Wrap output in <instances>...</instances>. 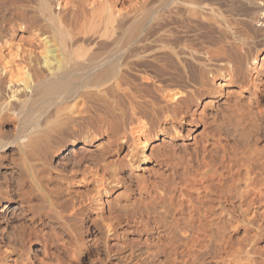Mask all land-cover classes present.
<instances>
[{
	"label": "bare ground",
	"instance_id": "obj_1",
	"mask_svg": "<svg viewBox=\"0 0 264 264\" xmlns=\"http://www.w3.org/2000/svg\"><path fill=\"white\" fill-rule=\"evenodd\" d=\"M3 8L0 264H73L76 255L79 263L103 258L101 264H154L151 258L164 251L169 259L161 256L168 259L167 264H264V0H9ZM149 61L166 65L165 73L168 69V78L163 76L164 71L160 75L165 78L162 81L160 76L155 79L143 74L147 87L149 82L153 83L156 100L144 95L141 85L130 81L129 73L139 72L141 65L150 64ZM163 79L168 81L164 83ZM147 87L143 90L147 91ZM194 99L200 103L201 112L197 116L190 112V121L202 126L201 130H194L192 136L185 135L191 141L173 144L180 133L175 123L184 121ZM89 101L105 106L113 118L109 119L107 113L103 117L104 112L100 114L98 107L101 117L96 112L93 118L98 115L94 121L102 126L91 124L93 119L85 108ZM94 106L90 105L97 111L95 103ZM10 123L11 134L6 130ZM109 130L114 150L122 151L124 156L119 163L115 159L113 164L118 166L111 171L113 165L108 169L109 162L108 166L104 162L105 148L94 143ZM175 146L183 150L177 156L182 175L170 183V189L166 185L168 193L164 187L160 190L155 180L158 186L154 187L160 194L165 191L172 203L169 205L174 203V212L187 214V221L183 218L187 223L181 219L180 225L185 226H179L184 239L176 233L175 237L166 235L179 224L178 217L172 228L167 227L171 228L168 233L160 226L161 221L156 226L158 222L153 220L156 225L143 235L142 226L138 228L136 224L149 223L148 215L162 211L155 212L158 206H154V201L159 194L150 193L152 171L148 172V168L152 162L160 165L168 157L161 153L163 150L151 152L154 148L162 147L165 151ZM104 165L110 171L106 169L108 175ZM39 166L52 167L58 174H76L83 167L103 187L108 181L129 178L126 191L134 194L132 199L137 205L131 198L130 202L138 208L131 210L127 204L131 211L126 214L125 206L122 211L137 227L124 226L120 230L119 248H114V240L99 241L102 245L98 242L100 246L93 257L91 249L103 236L93 239L98 237L97 231L95 226L91 225V229L83 223L82 210L76 207L79 201L68 205L67 202H73L66 200L68 196L64 199L62 194L64 201L58 197L64 191L52 194L59 189L53 186L57 179L52 192L40 187L43 170L40 174ZM124 168L127 173H123ZM198 168L203 170L199 178L192 173ZM49 170L42 177L46 179ZM13 174L17 183L26 182L36 190L31 194L37 202H31L26 195L30 193L29 186L24 187L27 193L23 187L20 192L24 191L30 202L18 194L20 188L15 182V186L4 182ZM132 177L135 183L130 182ZM214 177L216 183L208 182ZM190 189L196 190V194ZM89 197L86 201L90 202L93 199ZM233 197L236 204L227 208L224 203ZM163 214L158 216L165 217ZM37 222L47 223V230L29 225ZM108 222L104 229L113 234L116 228ZM163 233L180 238L183 246H170V242L160 240ZM150 237L160 241L159 245L152 242L154 247L158 245L157 249L149 245ZM34 243L43 251L37 262L32 256L38 249L33 248Z\"/></svg>",
	"mask_w": 264,
	"mask_h": 264
},
{
	"label": "rangeland",
	"instance_id": "obj_2",
	"mask_svg": "<svg viewBox=\"0 0 264 264\" xmlns=\"http://www.w3.org/2000/svg\"><path fill=\"white\" fill-rule=\"evenodd\" d=\"M7 1V2H6ZM8 1L9 0H0V11H2V12H0V16L2 17L3 16V11H4V9L5 8H3V6H5L6 5V3H8ZM11 1H14V0H11ZM16 1H21V0H16ZM4 2H5V4H4ZM4 4V5H3ZM2 9V10H1ZM2 13V14H1ZM0 17V18H1ZM148 62V61H147ZM155 61H153V63H154ZM144 63V62H143ZM149 63L150 64H146V62L143 64V65H141V67L143 68L144 67V69H143V72H142V74H141V70H142V68L141 67H139V70H140V68H141V70L138 72V70H135V71H132V72H130L129 74H130V81H131V84H132V82H133V85L134 84H137V86L139 85H141V87H142V92H143V94L144 95H147V97L148 96H152V97H154V99L156 100V96H155V92H154V90H153V83H151V82H149L150 84H148V86L150 87V88H152L151 90L149 89V87H147V81H145L144 79H143V76L144 75H146V74H148L147 76H153V77H155V79H158V77L160 76V75H163V71H164V69H166V68H163V66H165L166 67V65H163V63H155V64H151V62L149 61ZM156 64H160V65H156ZM154 66V67H153ZM160 66V67H159ZM152 67V68H151ZM162 67V68H161ZM148 68V69H147ZM158 69H159V71H158ZM163 69V70H162ZM168 69L166 70V73H165V71H164V75L163 76H165V75H168ZM138 72V73H137ZM148 72V73H147ZM144 73H146V74H144ZM152 73V74H151ZM144 74V75H143ZM156 74H157V77H156ZM163 76H160L159 77V79L162 81V78H164ZM165 78H168V76H165ZM164 78V79H165ZM164 79H163V82H164ZM143 80V81H142ZM168 81V79H166V81L165 82H167ZM145 82H146V84H145ZM164 82V83H165ZM144 84V86H146L148 89H147V91H145V89H146V87H144V86H142ZM151 85V86H150ZM138 86V87H139ZM170 87H172V86H170ZM143 88H145L144 90H143ZM153 91L154 93H149L150 91ZM147 94H146V93ZM148 94H150V95H148ZM151 94H154V95H151ZM157 95V94H156ZM159 97V96H158ZM158 100L160 101V102H162V100L160 99V97L158 98ZM157 100V101H158ZM191 101V100H190ZM189 101V102H190ZM92 102V103H91ZM94 103H95V105H97L96 107H97V111H96V109H93L92 107L94 106ZM87 104H88V102H87ZM86 104V105H87ZM171 103H169L168 104V106L169 107H171V105H170ZM90 105H92V107H90ZM103 105H101V104H98V103H96V102H94V101H89V104H88V106L87 107H85L86 108V110H87V113H88V115H90L91 117H92V119H93V122L94 123H91V121L90 120H92L90 117V120H88V121H90L89 123H91V124H95V125H98V128H99V126L101 127L102 126V124H101V122L99 123V121L98 122H95L97 119H98V115L97 116H94V118L96 119H94L93 118V115H96L98 112H99V108L101 107V110H100V114H102L101 112H104L103 114H102V116L104 117L105 116V118H106V114L105 113H107V117L109 118V119H112L113 118V116L111 115V114H109V112H108V110L105 108V106H104V108L102 107ZM194 106V107H193ZM89 107H90V109H89ZM95 107V106H94ZM99 107V108H98ZM189 107H191L190 108V110H188V112H185V116H184V118H183V120L185 121H179L178 123H175V125H177L176 127H178V129H180V130H178L180 133H179V136L176 138V140L173 142V144H175V143H181V142H183V141H191V140H189V139H187V138H185L186 136L185 135H189V136H192V135H194V130H196V132L197 131H200L201 130V127L202 126H199L198 124H196V123H194L193 121V123L190 121L191 120V118H190V112H191V114L192 115H198V114H200V112H201V110H200V108H201V105H200V103H196L195 102V99L193 100V101H191L190 103H189ZM193 107V108H192ZM104 109V110H103ZM194 109V110H193ZM92 110V111H91ZM103 110V111H102ZM198 110H200L199 111V113H197L198 112ZM91 111V112H90ZM90 112V113H89ZM93 112H95V113H93ZM97 112V113H96ZM93 113V114H92ZM98 113V114H99ZM195 113V114H194ZM100 114H99V116H100ZM187 115H189V116H187ZM101 117V116H100ZM186 119H187V121H189L190 123H188L187 121H186ZM189 119V120H188ZM95 120V121H94ZM181 122V123H180ZM187 122V123H186ZM98 123V124H97ZM91 124H89V125H91ZM101 124V125H100ZM9 125V124H8ZM6 126V130H7V132L8 131H10L9 133L11 134L12 133V131H13V127H12V124L10 123V125L9 126ZM95 125H91L93 128L95 127ZM199 126V127H198ZM91 127V128H92ZM182 127V128H181ZM188 127V128H187ZM8 128V129H7ZM192 128V129H191ZM187 129H190L189 130V132H186L187 131ZM186 130V131H185ZM113 131V130H112ZM109 133H110V130L108 131ZM109 133H107V134H109ZM190 133V134H189ZM106 133L104 134H101L100 135V138L99 139H97V140H95L94 141V143H95V145H97L98 147H99V145H100V147L102 146V147H104L105 149H107L106 147H108V149L105 151V149L104 148H102L101 149V151L103 152V155H104V162H105V160H106V165H107V161L109 162V168L107 167V166H103L104 167V171H106V173H107V175L109 174L108 173V169H110L111 168V166L113 165V168L112 169H110V171L111 170H113L114 169V167H117L118 166V164L117 165H114L113 163H115V159H116V163H119L120 161H122V159H123V152L122 151H120V152H117L116 150H114V148L113 147H115V146H113L114 145V141H113V135L111 136V133L109 134V135H107ZM113 134V133H112ZM181 134V135H180ZM111 136V137H110ZM183 139V140H182ZM110 140H111V143H110ZM93 147H95V146H93ZM112 149H111V148ZM162 148V147H161ZM154 148V149H156V150H154L153 149V151L151 152V153H157V152H159V151H161V150H163V151H161V153L163 152H165V153H167V158L165 159V161L162 163V164H160V165H153V162L149 165V168H148V172H150V171H152V172H150L149 174H150V176H149V180H150V186L151 185H153V184H151V181H152V183H154L155 181V183H157V184H159V186L157 185V184H155L154 183V185L152 186V187H150L149 186V190H150V193H151V191H152V193H158L157 195V197L160 199H162L163 198V200H158V198L156 199L158 202H156V200L154 201L155 203V207H160L162 204L164 205V206H167L169 209L170 208H172V206L174 205V203H173V205L172 206H170L172 203H169L168 202V200L169 199H167L166 197L168 196V195H166V193H165V191H164V193L162 194H160L159 192H158V188L156 187H154L155 185H157L159 188H160V190H163V188L162 187H164V189L166 188V185H168V189H170L169 188V185H170V183H174V181L173 180H177L182 174V167L180 166V165H178L177 164V162H178V159H177V156L180 154V155H182L183 154V150L181 149V147L179 148L178 146H175L174 148L172 147L171 149H169V150H165L164 151V149L162 148ZM109 150H111V151H109ZM113 150V151H112ZM159 150V151H158ZM172 150H174V151H172ZM109 151V152H108ZM7 153V152H6ZM104 153H106V154H104ZM172 153H173V155H172ZM107 157H106V156ZM120 155V156H119ZM123 156V157H122ZM122 157V158H121ZM170 157V158H169ZM9 158L11 159L12 158V156H11V152H10V155H9ZM111 159V160H110ZM172 159L174 160V161H172ZM176 160V161H175ZM114 161V162H113ZM167 161H169V162H167ZM112 162V163H111ZM166 162V163H165ZM174 162V163H173ZM115 163V164H116ZM167 163H169V164H167ZM172 163V164H171ZM178 165V166H177ZM151 166V167H150ZM158 166V167H157ZM175 166H176V168H175ZM200 167V166H199ZM201 167H202V169L204 168V166H202L201 165ZM200 167V168H201ZM108 168V169H107ZM200 168H198L196 171L195 170H193L192 171V173L194 174V175H196L197 176V178H199L200 177V173H201V171H203V170H201ZM47 169L50 171V172H48L46 175H48V176H46L47 178L45 179L44 177H42V175H45L44 173H46V171H47ZM81 169V168H80ZM108 171H107V170ZM38 170L40 171L39 173L40 174H42L40 177L38 176L39 175V173H38V175H37V177H39V178H43V179H39V181L42 183V186H41V183H40V187L44 190V191H46L45 189H47V190H49V191H51V189H52V187L54 186L56 189H58L57 191H51L52 192V194L53 193H55V192H57L58 194H56V195H59L60 194V192L61 191H64L63 193L61 192V194H60V196H58V197H60V199H62L63 201H64V199H66V196H68V199H66L67 201H69V199L70 200H72L73 202L72 203H70L69 204V202H67L68 203V205H71V204H76V202L77 201H79V202H77V204L79 203L80 205H82L81 207L80 206H78V205H76V207H78V208H80V210H82V211H80L79 213L81 214H79L80 216H82V219H83V223L85 224V225H88L89 226V228H91V229H93V226H95V228H94V230L95 231H97V232H95L96 233V236L98 235V237H94L93 236V239H96V240H98V238L101 236V238H102V236H103V238H102V240L99 238V240L98 241H95V244H94V248L92 247V251H91V254L93 255V257H94V251L100 246V245H102L100 242H104L105 240H107V241H113V242H115V246H114V248H119L120 246H119V244H117V242H118V240L120 239V238H118V237H120L121 235L120 234H122V231H120V230H122V229H124V226H125V228H131V226L132 227H137L138 226V228H141V226H142V230H143V235H145V232L147 231V229L149 228H151V227H153V226H155L156 225V222H158L157 223V225L156 226H159V221H161V224H160V226L162 225V228L164 227L165 229L163 230L164 232L165 231H167L166 233H168L169 232V230L173 227V225L174 224H176V223H179L178 225H175L174 226V228L173 229H171L170 230V232L168 233V234H166V235H168L169 236V234H171V236H173V237H175L174 236V234L176 235V236H178V237H180V235H181V237H183L182 236V234L179 232V229L180 228H182L183 226H185V224L187 223H185V221H187L186 219H187V214L186 213H184L183 214V212H178L179 213V215H181L182 216V218H180L179 217V215L177 216V211L175 210V212L173 211V208L175 207V206H173V208L172 209H170V210H168V209H166V208H164V206H162V208H164V210L160 207V208H156L157 209V211H155V212H159L160 211V209L162 210V211H160L159 212V214H162L163 212H164V214L163 215H166L165 217L166 218H168L167 220L165 219V217L163 216V217H161V216H158L159 214H156V213H154V214H152V215H148V219L149 218H151V219H147V222H149V223H146V224H142V223H139L140 224V226H139V224H136V223H132V220L130 221V219H128L127 218V216H126V214H128V212H130L133 208H138V206H135V205H137L135 202H134V199H132L134 196V194L131 192V191H129L128 189V191H126V188H128V187H125V185H129V180H127V179H129V178H127V177H124L125 178V180H123L122 178L119 180V181H116V182H110L109 183V181L107 182L108 183V185H107V183L105 184V186L103 187V186H101V185H99V183L96 181V179H95V182L99 185H97L95 182H94V176H92L89 172H88V170H84V168L82 167V169L81 170H78L79 172H77L76 174L75 173H73V172H70L69 173V171H64L63 173H56L53 169H52V167L50 168V167H48V168H46V167H43V166H39L38 167ZM38 170H37V172H38ZM42 170H43V172H42ZM84 171H86L85 173H84ZM109 171V172H110ZM126 171V172H125ZM42 172V173H41ZM68 172L69 174H66V173ZM81 172H83L82 174H81ZM99 172V171H98ZM128 172V169L127 168H124V172L123 173H127ZM164 172V173H163ZM180 172V173H179ZM72 173L73 174H75V175H72ZM100 174L102 173L101 172V170H100V172H99ZM157 173V174H156ZM177 173V174H176ZM54 174V175H53ZM55 174H56V177H55ZM61 174H66V176L64 177H62V175ZM86 176H85V175ZM100 174H97V175H100ZM155 174V175H154ZM174 174V175H173ZM180 174V175H179ZM58 175V176H57ZM71 175V176H70ZM84 175V176H83ZM106 175V176H107ZM125 175V174H124ZM123 175V176H124ZM171 175H172V177H171ZM13 176H15L14 174L11 176L10 175V178L11 179H9V180H4V182L5 183H10L12 186L14 185V182H15V185H18V189L20 188V187H23L22 189H24V191H26L27 189L29 190V192L30 193H28V194H26L27 193V191H26V193H23L24 191H21L20 192V190H22L21 188L19 189V195H23V194H26L29 198H31L30 200H31V202L32 201H34L33 203H35V202H37L38 200H37V198L36 197H34L35 195H33V197H32V194H31V192L32 191H34V194L36 193V190L34 189V188H32L28 183H26V182H24V183H21V184H19V183H17V181H15L16 180V178L15 179H13L14 177ZM49 176H51V178H52V176H54L51 180L48 178ZM73 176V177H72ZM161 176V177H160ZM83 177H84V179H83ZM89 177L92 179V181H91V179H89ZM160 177V178H159ZM217 177H219V176H217ZM217 177H214L212 180L213 181H208V182H211V183H216V181L215 180H217L216 178ZM61 179V182H60V179ZM80 178H82V179H80ZM163 178V179H162ZM164 178H166V179H164ZM176 178V179H175ZM45 179V180H44ZM55 179H57L56 180V182H55ZM72 179H73V181H72ZM79 181H78V180ZM159 179V180H158ZM215 179V180H214ZM49 180V181H48ZM58 180H59V182H58ZM75 180H77L78 181V183H77V181L75 182ZM84 182H83V181ZM125 181L126 183L125 184H122L123 183V181ZM131 180L132 181H130V182H132V183H135V181H136V179L134 178V177H132L131 178ZM155 180V181H154ZM10 181V182H9ZM45 181H47V183L45 182ZM89 181H91V182H89ZM167 182V183H163V182ZM168 181H171V182H168ZM46 184H45V183ZM53 182H55V185L53 184ZM58 182V183H57ZM119 182V183H118ZM208 182H203V183H208ZM26 183V184H25ZM69 183V184H68ZM82 185H81V184ZM121 183V184H120ZM165 185H163V184ZM52 184H53V186H52ZM72 184V185H71ZM114 184V185H113ZM14 185V186H15ZM48 185H50V186H48ZM95 185H97V186H95ZM161 185V186H160ZM28 187L27 189L26 188H24V187ZM46 187L45 189L43 188V187ZM93 186V187H92ZM100 186L101 187H103L102 189H105L107 186H108V188H110V190L109 189H107L106 188V191H108L107 193H106V191L104 190H102L101 188H100ZM171 186V185H170ZM62 187H63V189H62ZM73 187V188H72ZM88 187V188H87ZM96 187V188H95ZM32 188V190L30 191V189ZM85 188V189H84ZM124 188H125V190H124ZM157 189L156 191H155V189ZM26 189V190H25ZM71 189V190H70ZM78 189H80V190H78ZM100 190V192H99V190ZM168 189H165L166 191H167V193H168ZM53 190H55V189H53ZM49 191H47L48 193H51V192H49ZM66 191H68L67 193H66ZM75 192L76 194H74L73 192ZM80 191V192H79ZM92 191V192H91ZM103 191V192H102ZM188 190H186L185 192H187ZM190 192H191V189L189 190ZM188 191V192H189ZM198 192L200 191V190H197ZM74 194H72V193ZM91 192V193H90ZM99 192V193H98ZM195 192V193H194ZM33 193V192H32ZM69 193V194H68ZM78 193H80L79 195H78ZM193 195H195L196 194V190H193L192 189V192H191ZM30 194V195H29ZM62 194H63V198H61L62 197ZM70 194H72V197L71 198H69V195ZM87 194V195H86ZM93 196V197H91V195ZM129 194H130V196H129ZM166 195L165 196V199H164V197H163V195ZM25 195V196H26ZM90 197H89V196ZM121 195V196H120ZM162 195V196H161ZM24 197V195L22 196L23 198H26V199H28V201L30 202V200H29V198L28 197ZM81 196V197H80ZM83 196V197H82ZM120 196V197H119ZM123 196V197H122ZM127 198H126V197ZM161 196V197H160ZM21 197V196H20ZM75 197H76V201H74V199H75ZM78 197V198H77ZM85 197V198H84ZM89 197V199L91 200V199H93V200H91L90 202L89 201H86V198H88ZM98 198V199H97ZM121 198V199H120ZM132 199V201L135 203V205H133L134 203H132V202H130L131 201V199ZM25 199V200H26ZM89 199H87V200H89ZM97 199V200H96ZM119 199V200H118ZM130 199V200H129ZM65 200V201H66ZM99 200H100V202H99ZM102 200V201H101ZM95 201V202H94ZM117 201V205H121L122 207H121V209L118 207V206H116V202ZM121 201V202H120ZM127 201V202H126ZM162 201V202H161ZM167 203H165V202ZM93 202V203H92ZM125 204H124V203ZM175 203H176V201H174ZM236 199H234V197L233 198H231L227 203H224V205L227 207V208H229V206L231 207L232 205H234V204H236ZM85 203V204H84ZM88 203H89V205H88ZM90 203L91 204H93V205H90ZM99 203H101V204H99ZM157 203H159V204H157ZM161 203V204H160ZM85 206H84V205ZM123 204V205H122ZM127 204H128V206H129V208L131 207V210L128 208V207H126L127 206ZM170 204V205H169ZM119 205V206H120ZM131 205V206H130ZM157 205V206H156ZM124 206H125V208H126V210L125 209H123V210H125L126 212V214L122 211V208H124ZM88 207V208H87ZM78 208H75V210L76 211H78ZM139 208H140V206H139ZM120 209V210H119ZM175 209V208H174ZM90 210V211H89ZM159 210V211H158ZM165 210H167V211H169V212H166L165 213ZM172 210V212L170 213V211ZM90 212V213H89ZM175 213V214H174ZM77 214H78V212H77ZM170 214V215H169ZM171 214H173V215H171ZM103 215V216H102ZM167 215H168V217H167ZM184 215V216H183ZM99 216H101V217H99ZM108 216H110L111 218L109 219V217ZM153 216L155 217V218H153ZM174 216H176L175 217V219H174ZM88 217V218H87ZM106 217H108L107 218V220L109 221L108 223H113L112 225L116 228V230H115V228L113 227V226H111V227H113V229H112V231H118L119 230V232L118 233H116L115 231H114V233L113 234H118V236L117 237H115V238H113L114 236H111V235H113L112 234V232L110 231V232H108L107 231V229L105 230L104 229V227L106 226ZM113 217V218H112ZM125 217H126V219H125ZM159 217V218H158ZM161 217V218H160ZM178 217V220H176V218ZM186 217V218H185ZM101 218V219H100ZM103 218L105 219V221L103 220ZM124 218V219H123ZM180 218V219H179ZM183 218H185V221L183 220ZM98 219V220H97ZM158 219V220H157ZM160 219V220H159ZM166 220V222H165V220ZM181 219L183 220V222L185 223H183L182 225H180L181 223H182V221H181ZM88 220V221H87ZM100 220V221H99ZM127 220V221H126ZM156 221V222H152V221ZM163 220H164V222H163ZM171 220V221H170ZM178 221V222H176V221ZM113 221V222H112ZM128 221H130V222H128ZM125 222V223H124ZM164 224H163V223ZM173 222V223H172ZM174 222H176V223H174ZM115 223V224H114ZM37 224H39V225H37ZM42 224V225H41ZM101 224V225H100ZM102 224H103V227H102ZM134 224V225H133ZM137 226H136V225ZM155 224V225H154ZM168 224V225H167ZM29 225H34V226H37L38 228L40 227V229H44V230H47V227L49 226H47V223H45V222H42V223H40V222H37L36 224H29ZM44 225V226H43ZM91 225H93V226H91ZM127 225V226H126ZM166 225V226H165ZM47 226V227H46ZM179 226H180V228H179ZM107 227V226H106ZM105 227V228H106ZM110 227V228H111ZM169 227H171L170 229H168ZM161 228V227H160ZM161 228V229H162ZM178 230H177V229ZM173 230H175V231H173ZM108 232V233H107ZM121 232V233H120ZM174 232V233H173ZM104 233V234H103ZM88 234H89V237H91V235H90V233L88 232ZM87 234V235H88ZM110 236H109V235ZM164 235H163V237H161L160 238V240H162V241H164V242H170L169 244H171L170 246H172V245H174V246H176V247H178V248H180L179 246L181 245V242H182V240L184 239V237L183 238H179L178 239V237H176V238H172L171 236L170 237H168V236H165V233H163ZM173 234V235H172ZM100 235V236H99ZM168 237V238H167ZM169 238H171V240H169L168 241V239ZM103 239H105V240H103ZM175 240V242H172L173 240ZM186 239V238H185ZM100 241V242H99ZM149 245L151 246V248H155V249H157L158 248V245L160 244V241L159 240H157V239H153V238H149ZM185 241V240H184ZM97 242V243H96ZM100 243V245H99V243ZM102 242V243H103ZM152 242H154V243H156V244H158V245H156V247H154V245L155 244H153ZM157 242H159V243H157ZM152 243V244H151ZM175 243V244H174ZM179 245H178V244ZM96 245V246H95ZM99 245V246H98ZM178 245V246H177ZM35 246V247H34ZM119 246V247H118ZM181 246H183V244L181 245ZM198 247L200 246L199 244L197 245ZM36 247H38V249L37 250H35L34 252H32V256H33V259L37 262L38 260H39V258H41V257H43V254H40L41 252L43 253V251H42V249H39L40 247L37 245V244H33V248L34 249H36ZM145 247H147V246H144V248ZM40 252H39V251ZM37 251H38V253H37ZM160 253V254H159ZM157 255H156V257L153 259V258H151V261L154 263V264H167L168 263V254H167V252L166 251H164V252H159ZM36 255V256H35ZM40 255V256H39ZM42 255V256H41ZM159 255V256H158ZM161 255H164V256H166V257H163V256H161ZM35 256V257H34ZM39 256V257H38ZM38 257V258H37ZM90 257H92V256H90ZM161 257V258H160ZM77 255H76V257L74 258V260H73V264H89L90 262V260L88 261V260H86V259H84L82 262H78L77 261ZM166 258V259H165ZM103 259V258H102ZM100 260V259H97L96 261L94 260V261H92V263H90V264H94V263H98V264H101V261H103V260ZM157 259V260H156ZM159 259V260H158ZM165 259V260H164ZM98 260H100V261H98ZM162 261H163V263H162ZM78 262V263H77ZM158 262V263H157ZM96 263V264H97Z\"/></svg>",
	"mask_w": 264,
	"mask_h": 264
}]
</instances>
